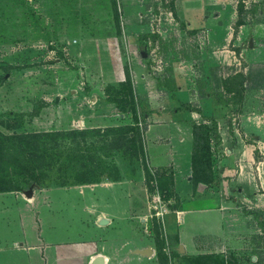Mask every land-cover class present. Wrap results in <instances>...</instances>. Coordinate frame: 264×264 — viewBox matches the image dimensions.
Wrapping results in <instances>:
<instances>
[{
    "label": "rangeland",
    "instance_id": "1",
    "mask_svg": "<svg viewBox=\"0 0 264 264\" xmlns=\"http://www.w3.org/2000/svg\"><path fill=\"white\" fill-rule=\"evenodd\" d=\"M126 71L140 136L108 101ZM195 123L215 129L207 185L187 183ZM54 133L70 134L40 138L37 180L1 155L7 184L49 203L52 189L83 182L84 156L91 181H116L126 209L146 214L134 230L161 238L160 264H187L191 243L264 264V0H0V134ZM183 207L197 210L199 233L185 228L194 242L181 252Z\"/></svg>",
    "mask_w": 264,
    "mask_h": 264
},
{
    "label": "crops",
    "instance_id": "2",
    "mask_svg": "<svg viewBox=\"0 0 264 264\" xmlns=\"http://www.w3.org/2000/svg\"><path fill=\"white\" fill-rule=\"evenodd\" d=\"M191 178L190 174L187 183ZM115 183L80 182L72 185L80 188L77 191L66 189L72 186L57 187L48 192L49 203L44 199L48 196L37 191H0V264H92L99 255L102 264H160L154 239L134 230L138 222L147 221L146 214L136 219ZM192 210H177L181 252L194 242V237L185 238V228L193 235L199 233ZM190 248L193 255L199 253L194 244Z\"/></svg>",
    "mask_w": 264,
    "mask_h": 264
},
{
    "label": "trees",
    "instance_id": "3",
    "mask_svg": "<svg viewBox=\"0 0 264 264\" xmlns=\"http://www.w3.org/2000/svg\"><path fill=\"white\" fill-rule=\"evenodd\" d=\"M117 85L119 86H117L118 88L116 86H111V89H117V92L121 94L119 96L120 98H117V96H115L114 98L108 101L113 102L117 107H119L123 111L131 112L134 124L125 127V132L127 133L126 130H128V132L133 131L137 134V136H140L141 129L137 125L139 119V107L135 96L132 76L128 71H126L125 80H123ZM214 130L215 129H213L210 125L206 123H195L192 126L193 148L191 153V177L194 184L203 183L207 185L211 184L214 180L215 176L212 172V151L210 149V134ZM60 134L69 135L70 133H54L52 135L35 134L33 136H12L10 137V139L0 134V158L2 157L1 155L4 154L6 156H10L11 160H8L7 164L14 162L17 163L25 177L31 180H37L41 173V168H43V165L41 163L45 161L44 155H42V153L37 152L38 149H45L46 147L44 140L40 142V138L46 139L52 137L54 139L57 138L56 136H60ZM134 139V137L130 138V140ZM15 140L24 141H22V143L20 141L19 143H15ZM47 147L50 146L47 145ZM75 157L82 158L80 163V169H82L83 174L79 175L81 181L91 182L92 178H90V173H92V169L89 168V162L91 163L93 162V160H89V158H85L84 156ZM35 158L37 160H35ZM19 168L16 170H19ZM13 173V171L0 172V191L25 189H22L21 187L13 184H7L12 183L11 177L13 176ZM1 184L5 185L2 186ZM25 184H27L26 181ZM26 186L27 185H25V187ZM155 247L158 261L160 263L166 262L168 256L164 251L161 238L158 235H156L155 237ZM257 259L259 260V257ZM237 260L238 259L234 254L223 253H202L186 257L187 264H238Z\"/></svg>",
    "mask_w": 264,
    "mask_h": 264
},
{
    "label": "water",
    "instance_id": "4",
    "mask_svg": "<svg viewBox=\"0 0 264 264\" xmlns=\"http://www.w3.org/2000/svg\"><path fill=\"white\" fill-rule=\"evenodd\" d=\"M32 192V190H28V193L30 194ZM150 251V250H149ZM103 263V258L101 255L97 256L96 258H94L92 264H102Z\"/></svg>",
    "mask_w": 264,
    "mask_h": 264
},
{
    "label": "built area",
    "instance_id": "5",
    "mask_svg": "<svg viewBox=\"0 0 264 264\" xmlns=\"http://www.w3.org/2000/svg\"><path fill=\"white\" fill-rule=\"evenodd\" d=\"M159 215V214H158Z\"/></svg>",
    "mask_w": 264,
    "mask_h": 264
}]
</instances>
